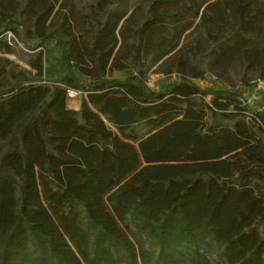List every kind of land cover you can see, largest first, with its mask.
I'll return each mask as SVG.
<instances>
[{
    "label": "trees",
    "instance_id": "1",
    "mask_svg": "<svg viewBox=\"0 0 264 264\" xmlns=\"http://www.w3.org/2000/svg\"><path fill=\"white\" fill-rule=\"evenodd\" d=\"M116 1L83 14L74 0H0V34L56 40L67 70L46 85L0 64V264H213L214 244L227 264H264V193L252 181L264 177V112L233 92L202 105L214 91L178 58L192 34L227 40L211 64L264 79V0H145V15L112 12L85 29ZM1 51L13 52L7 38ZM150 54L169 55L162 72L179 81L156 91L112 77ZM45 61L40 51L30 62L40 77Z\"/></svg>",
    "mask_w": 264,
    "mask_h": 264
},
{
    "label": "rangeland",
    "instance_id": "2",
    "mask_svg": "<svg viewBox=\"0 0 264 264\" xmlns=\"http://www.w3.org/2000/svg\"><path fill=\"white\" fill-rule=\"evenodd\" d=\"M77 9L86 14L92 11L95 5V0H74ZM149 2L145 0H117L114 4L110 5L107 9L108 11L100 15L97 19H93L91 22L86 23L85 29H90L91 31H96L99 27L103 25L108 15L112 12H121L129 15L135 7H143V15L146 14ZM20 21L22 19H19ZM203 36V35H202ZM7 38L13 47L12 53L0 52V64L5 63L7 69H13L16 72H23L24 75L28 76L31 82L42 83V84H56L62 76L67 74L65 65L63 62V55L61 46L57 44L54 39H46L45 41H40L37 38L27 37V34H22L21 37H14L11 30L4 31L0 34V38ZM227 42V40H222L220 42H213L211 40H205V36L201 37L199 34H192V37L183 40L184 48L178 56L188 58L189 67L187 71L192 72L193 70H201L204 73L203 78H192L193 82H196L203 90H208L209 88L214 91L209 93V95L203 99L202 105L209 104L212 99L216 96H226L227 93H239V98L241 101H248V98L252 97L253 86L258 80H264L260 77L259 73L255 70H248L244 64L239 62L235 63L226 73H221L215 66L211 64L214 52L222 45V43ZM42 51L46 55L45 74L40 77L37 75L31 66L30 62L32 59L36 58V54ZM155 54H150L149 56L141 55L134 57L133 60L129 62V69L114 71L112 73L113 78L126 79L129 77L139 76L148 86L156 91L165 90V88L173 83L178 82L182 73L175 71L173 73L162 72L164 69L170 67L165 63L166 57L164 59L156 61ZM79 79L87 83V80L81 74H78ZM82 91L77 90L68 93V106L72 109H79L81 106ZM197 100L199 97H197ZM243 101V102H244ZM249 108L253 111L264 112V95L256 94L248 104ZM232 108V107H230ZM253 113H247L245 116L246 121H250ZM209 124L218 126H229L233 127L234 120L222 115H212L209 113L208 118ZM140 133L142 135L149 132L148 127H139ZM260 137L264 140V133H259ZM253 184L262 190L264 193V177L253 178ZM80 216L84 223L86 224L87 219L85 216V209L82 205L79 207ZM256 229H259L261 235L264 237V222H257L255 225ZM149 248L153 246L147 243ZM30 247L33 249L32 245ZM0 250L1 243H0ZM222 249L214 244L208 250V257H210L213 264H227L225 258L222 256Z\"/></svg>",
    "mask_w": 264,
    "mask_h": 264
},
{
    "label": "built area",
    "instance_id": "3",
    "mask_svg": "<svg viewBox=\"0 0 264 264\" xmlns=\"http://www.w3.org/2000/svg\"><path fill=\"white\" fill-rule=\"evenodd\" d=\"M72 91L73 90H69V92H72ZM252 93H253L252 97L248 98V101H245L247 104H250V102H252V100L256 94L264 95V80H258L254 84Z\"/></svg>",
    "mask_w": 264,
    "mask_h": 264
}]
</instances>
